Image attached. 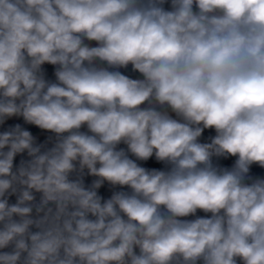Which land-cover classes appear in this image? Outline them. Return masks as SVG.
Listing matches in <instances>:
<instances>
[{"label": "clouds", "instance_id": "obj_1", "mask_svg": "<svg viewBox=\"0 0 264 264\" xmlns=\"http://www.w3.org/2000/svg\"><path fill=\"white\" fill-rule=\"evenodd\" d=\"M0 264H264V0H0Z\"/></svg>", "mask_w": 264, "mask_h": 264}, {"label": "water", "instance_id": "obj_2", "mask_svg": "<svg viewBox=\"0 0 264 264\" xmlns=\"http://www.w3.org/2000/svg\"><path fill=\"white\" fill-rule=\"evenodd\" d=\"M152 166H156V167H158L159 165H152Z\"/></svg>", "mask_w": 264, "mask_h": 264}]
</instances>
